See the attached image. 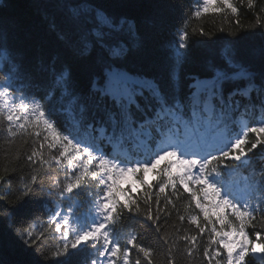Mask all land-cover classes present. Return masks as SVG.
<instances>
[{"label":"snow or ice","instance_id":"obj_1","mask_svg":"<svg viewBox=\"0 0 264 264\" xmlns=\"http://www.w3.org/2000/svg\"><path fill=\"white\" fill-rule=\"evenodd\" d=\"M214 4L216 0H203L202 7L192 15L199 18L210 9L215 12L230 9L233 17H237L236 24L240 25L238 8L232 0H220L221 6L216 8L212 7ZM125 6L95 0H75L65 5L70 27L67 32L61 30L58 37L85 62L84 85L71 65L58 55L42 57L34 69H25L15 56L9 57L15 71L8 70L7 79L0 87V120L7 122L8 137H20L24 143L33 138L31 154L26 156L33 172L14 199L20 200L42 190L31 187L37 184V165L44 166L49 160L57 167L64 165L72 171L62 188L66 199L70 200L74 190L81 188L88 178L97 181L100 189L91 201V214L83 218L80 230H73L71 238L68 231L62 230V226L70 223L68 215L61 210L52 212L48 223L56 225L55 231L63 239L53 255L68 257L61 264H70L71 257L77 254L75 250L82 244L85 248L80 251L92 250L90 264H117L121 260L123 264H131L127 246L142 254L147 264H154L152 249L137 243L135 235L128 234L126 246H121V230H117L116 225L126 212L129 218L142 216L160 231V197L152 190L153 185L145 186L142 174L171 157L174 163L157 173L155 188L161 194L171 189L176 200L188 193L185 210L192 209L193 204L198 210L187 217L197 233L191 235L185 231L179 237L186 242V256L197 255L198 237L210 227L207 245L202 250V257L208 264L213 261L215 264H247L249 255L264 260V207L261 206L264 170L259 182L254 176L250 178L245 193L235 191L224 179L242 168L251 167L250 153L264 146L261 135L264 133V46L258 67L237 50L225 49L219 63L214 61L206 66L205 75L190 76L187 92L178 88L175 74H170V86L165 88L156 79L128 68L130 58L134 53L143 52L148 40L134 18L119 11ZM247 7L255 8L256 0H247ZM259 13H264V7H260ZM256 26L264 28L259 14ZM205 34L201 29L200 35ZM260 35L264 40V31ZM9 36V29L0 20V49L7 50ZM188 40V32L181 28L170 51L174 68L186 62L190 48ZM16 83L22 84L19 91L23 92L24 87L28 89L19 97V102L15 98ZM34 88L40 90L39 95L32 92ZM257 108L259 118L249 119L242 126L236 124L240 115L255 117ZM57 113L69 126L79 125L87 141L58 130L53 119ZM230 124L233 128L226 142L211 150L207 140L201 142L199 133L204 128L215 130ZM250 133L255 134L254 139L249 137ZM115 142L129 147L133 143L145 147L164 146L146 159H121L112 156L111 145ZM125 176H131L142 186V200L119 187L118 181ZM0 183H7L3 175H0ZM165 200V207L170 204L175 208L173 199L165 196ZM253 200L255 205L251 203ZM14 214L12 208L0 206V218L5 223ZM185 219L179 216L180 221ZM257 224L260 230H256ZM249 227L254 230V239L246 230ZM16 239L31 245L35 238L30 230L21 228ZM213 245L216 246L214 251ZM70 249L73 250L71 255ZM173 250L174 246L169 248V264H175ZM135 264H141L139 258Z\"/></svg>","mask_w":264,"mask_h":264},{"label":"trees","instance_id":"obj_2","mask_svg":"<svg viewBox=\"0 0 264 264\" xmlns=\"http://www.w3.org/2000/svg\"><path fill=\"white\" fill-rule=\"evenodd\" d=\"M71 2L75 0H0V20L10 31L7 50L0 49V87L7 79L8 70L11 68L13 72L15 71L10 56H15L21 61L25 69H34L39 66L42 57L58 55L61 60H66L71 65L73 73L81 84H86L85 62L80 60L58 37L61 30L66 32L69 30L70 21L67 18L68 10L65 5ZM95 2L126 5L119 11L134 18L141 30L146 33L148 40L146 49L143 52L134 53L130 58L128 68L131 72L156 79L165 88L170 86V74H175L178 88L182 92H187L190 76L205 75L206 66L214 61L219 63L220 55L225 49L237 50L254 66L258 67L260 64L261 48L264 46L260 33L264 31V28L256 26V17L259 14L261 24H264V13H259L260 7H264V0H256V7L253 9L247 7V0H243V3L241 0H232L233 5L238 8L239 26L236 24L237 17H233L230 9H225L224 12H215L210 9L208 13H202L201 17H194L192 14L198 7H202L203 0H95ZM220 6V0H216V4L212 7ZM181 28L188 32L190 48L187 51L186 62L181 67L174 68L170 51L173 43L178 40ZM201 29L206 33L205 35H200ZM15 87L18 89L15 93L16 99L28 92L27 87H24L23 92L19 91L22 87L21 83H16ZM32 92L40 94L39 89L34 88ZM256 118H259L258 108L255 117L240 115L236 124L242 126L243 120L248 122L249 119ZM53 119L58 130H64L87 141L88 137L79 125L69 126L59 113ZM6 123L5 120H0V175L7 180V183H0V206L12 208L15 214L7 223L0 218V264H61L68 257L53 255L63 243V239L61 234L55 231L56 225H49V218L53 211L61 210L83 223V218L91 214V201L99 191L100 185L97 181L88 178L81 188L74 190L70 200L66 199L67 194H62V188L71 177L72 171L64 165L57 167L49 160V163L44 166H36L38 180L36 185L31 186L42 190L32 192L20 200L14 199L20 186L30 180L33 172V168L26 160V156L31 154L33 138H28L27 143H24L20 137L15 139L8 137L5 131ZM232 128L233 125L230 124L227 128L221 127L215 131L224 130L228 136ZM41 131H43V125ZM261 135L264 136V133ZM249 137L254 139L255 134L250 133ZM162 145L145 147L133 143L129 147L127 144L115 142L111 145V150L112 156H118L121 159H146L154 151H159ZM45 155L47 158L48 154ZM250 156L251 167L242 168L233 175L224 177L229 185L243 193L248 191L251 177L254 176L257 182L261 179L262 170H264V146H259L250 153ZM169 163L172 162L168 157L159 161L154 169L142 174L145 186L153 185L152 190L160 197L158 222L160 231L158 232L152 222L144 220L142 216L129 218L128 213L125 212L124 219L116 225L117 230H121L120 244L122 247L126 246L127 235L133 234L137 237V243L152 249L154 264H169V248L173 246L172 256L175 264H208V261L202 257V250L207 245L210 227L198 237L197 255L193 258L186 256L184 252L186 242L179 239L185 231L191 235H195L198 231L187 220L189 214L195 210L194 204L192 209L185 210L188 193H183L181 189L183 195L176 200L171 195V189L161 194L155 188L157 173ZM148 176L151 180H148ZM121 182H126L127 186H122ZM118 185L143 199L142 186L131 176L120 179ZM134 186H137L135 191ZM165 196L175 201V208L170 204L165 207ZM251 203L255 205L256 201L253 200ZM261 206L264 207V200H261ZM195 211L198 212V210ZM180 215L185 216L186 219L180 221ZM257 217L259 219V214ZM13 221H15V227H13ZM201 221L206 224L203 222V217ZM219 227L220 225H217V228ZM260 227L257 224L256 230H260ZM21 228L33 233L35 239L31 245H24L16 239ZM62 230L67 231V226H62ZM246 230L254 239L252 235L254 230L251 227ZM69 237L71 238L72 235ZM127 247L131 252V264H135L137 258L140 259L141 264H147L143 255L139 254L135 248ZM83 248L85 245L82 244L80 249ZM215 248L216 246L213 245L212 250L214 251ZM80 249L75 250L77 254L71 257L70 264H90L92 250L80 251ZM72 251L70 249V255ZM221 252L223 253V249ZM246 259L247 264H264V260L251 255ZM117 264H123L122 260ZM212 264H215V261Z\"/></svg>","mask_w":264,"mask_h":264},{"label":"rangeland","instance_id":"obj_3","mask_svg":"<svg viewBox=\"0 0 264 264\" xmlns=\"http://www.w3.org/2000/svg\"><path fill=\"white\" fill-rule=\"evenodd\" d=\"M17 102H19V99H16ZM247 123L246 120H243L242 121V124H245ZM224 133H218L215 137H214V143H215V146H219L221 143H224L225 140H224ZM148 180H151V177L148 176L147 177ZM123 186H127L125 183L123 184ZM133 190H137V186H134ZM69 217V220H70V223L67 225V231L69 232V235H72L73 233V230H80V226L82 224V222H79V220L77 218H72L71 215H68Z\"/></svg>","mask_w":264,"mask_h":264}]
</instances>
